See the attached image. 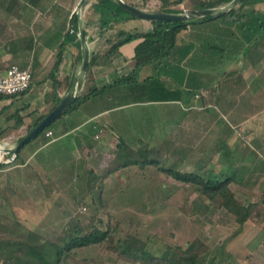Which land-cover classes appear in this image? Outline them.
<instances>
[{"label":"crops","instance_id":"1","mask_svg":"<svg viewBox=\"0 0 264 264\" xmlns=\"http://www.w3.org/2000/svg\"><path fill=\"white\" fill-rule=\"evenodd\" d=\"M75 1L0 0V67L18 63L29 66L33 73L32 86L27 92L15 95L0 93V145H16L31 130L38 115L47 114L56 105V96L62 97L68 91L69 88L64 85L55 88L56 79L50 73L60 44L73 26L70 19L75 13L74 9L64 13L65 16H61V12L67 3L73 4ZM125 1L138 5L145 2ZM191 2L183 0L172 7L181 4L187 9H196ZM150 3L159 4L161 0H150L148 5ZM89 7L86 15H82L84 23L92 20V24L97 25L95 19L99 14L88 11ZM248 17H257L255 28L247 26L250 25L246 21ZM263 19L264 1H260L238 8L235 17L224 20L234 25L246 22L241 27L237 25L236 29L226 27L219 31L218 25H215L216 18L188 24L179 33L178 43L171 53L161 61L143 65L134 82H120L118 79L136 68V48L143 37L123 43L112 56L106 53L110 45L107 41H95L90 45L96 55L90 79L102 90L61 116L51 128L53 135L49 138L47 134L44 135L48 139L44 136L34 137L20 151L19 163L12 165L11 173H8V177L11 176L9 184H0V240L4 242V239L11 237L15 227L31 229L33 225L28 226L26 222L39 220L44 200L41 195L47 201L45 204L52 205L53 197L57 194L55 180L61 178V164H78L79 168H75L77 174L86 171L87 177L90 176V169L93 175L102 174L105 156L110 154L108 159L113 160L118 142L122 139L129 149L152 148L161 151L165 147H174V153L180 156L182 145H178V139L183 137L182 132L189 128L201 132L202 119L207 114H210L211 125L218 124V136L221 138L218 137L217 150L200 159L204 158L208 167L216 172L229 173L223 166L218 170L210 165L214 164L217 156L226 158L227 154L220 153V147H224L235 131L226 120V115L239 106V101L242 102L240 105L250 106L249 96H253V91L246 90L250 93L245 94L247 79H264V38H261L264 27L260 29ZM119 28L150 31L153 21L149 18H130L120 22L117 30ZM96 35L98 40L102 36ZM113 38L117 40L116 33ZM77 57V40L69 38L55 75L58 82L65 81L67 76L74 78L78 73L82 61L79 62ZM213 87L218 89L220 102L205 106L202 90ZM100 129H103V133L97 137ZM168 154L169 150L165 155ZM32 167L33 175L30 174ZM0 174L4 175L3 172ZM66 188L72 189L70 186ZM9 210L11 214H8ZM2 246L0 242V257L5 253Z\"/></svg>","mask_w":264,"mask_h":264},{"label":"rangeland","instance_id":"2","mask_svg":"<svg viewBox=\"0 0 264 264\" xmlns=\"http://www.w3.org/2000/svg\"><path fill=\"white\" fill-rule=\"evenodd\" d=\"M94 1L88 0L83 5L82 15L87 13L86 9L89 6L88 11L94 12L91 5ZM77 5L78 0L73 4L67 3L61 16H65L64 13L67 11L72 12L73 9L75 12ZM157 6L158 3H150L145 8L151 10ZM179 6L184 7L181 4L177 5ZM58 7L62 6L58 4ZM94 13L96 15V12ZM216 19L215 25H218L219 31H223L226 27L236 29L237 25L241 27L246 24L242 22L234 25L231 21L229 24L223 19L220 20L221 18ZM257 20V17H248L246 21L250 25L247 24V26L251 29L255 28ZM66 27L69 28L70 25L67 23ZM118 27L119 23L114 24L113 29L107 31L98 40L96 34L101 35L97 31L98 26L90 25L88 32L95 38L90 41V45H93L95 41L105 40L106 42L109 34L116 31ZM262 28L260 23V29ZM247 81L248 84L244 87V91L249 89L253 91L251 93L253 96H249L250 106L240 105L242 102L239 101V106L232 108L226 115V120L231 123L235 131L228 137L224 147H220V153L227 154L226 158L217 156L214 164L210 165L218 170L223 166L225 171L233 174L237 181H234L231 186L237 196L245 202L255 203L253 214L244 225L241 226L235 215L221 206L219 200L211 201L203 198L189 184L168 176L155 163L147 164L145 167L132 163L114 170L105 177L102 189L96 187L91 194H88L86 200L88 203L79 201L78 192H81V186L84 183L70 190L66 188L73 183L84 182L87 177L86 172L79 171L77 174L75 168H79L78 164L72 166L66 163L61 164L59 166L62 169L59 173L61 178L55 180L57 194L53 197L52 205L45 204L47 201L41 195L44 200L40 207L39 220L26 222L27 225H33L31 229H35L45 237L54 238L66 225H72L77 217L83 224L93 223L99 226H106L108 222L116 225L117 220L120 219L117 223L119 234L124 235L130 221L129 218H132V232L139 231L138 235L147 243L145 247L156 254H161L167 245L186 244L193 237L200 236L211 246L210 257L204 264L208 262L212 264H264V79H247ZM249 93L246 91L245 94ZM218 109L222 108L218 107ZM209 118L210 114L203 116L201 132H194L191 128L182 132L183 137L178 139V145H182L180 156L174 153V147L170 149L165 147L166 149H161V151L152 148L150 151L147 148H132L129 151L124 148L123 155L117 159L114 158V162L108 159L110 154L106 155L102 167L106 170L107 167L115 166L129 156L146 159L159 158L161 164L167 166L173 165L183 170L193 169L194 163L201 156L206 157L218 148L219 126L218 124L211 125L212 121ZM167 150L170 155H165ZM5 156L0 153V159H4ZM17 163H19V158L13 162H5L4 169L0 170V173H4V175L0 174V184L2 183L3 186H6V183L9 184L11 176L8 177V173H11L9 172L13 168L11 166ZM28 163L31 165V162ZM33 170V167L30 168L32 175ZM81 173L83 177L80 176ZM65 182L69 185L65 186ZM100 183L101 180L98 181V184ZM92 195H94L93 198ZM5 207L8 208V205ZM7 212L11 214L10 210ZM124 216L127 219L121 221ZM28 229L29 227L26 226L15 227L13 233L18 234L19 230V237L26 238L25 234ZM115 236L117 238L118 233ZM62 264L142 263L132 262L120 256L114 244L113 247L105 244H90L77 247L74 252L66 253Z\"/></svg>","mask_w":264,"mask_h":264},{"label":"trees","instance_id":"3","mask_svg":"<svg viewBox=\"0 0 264 264\" xmlns=\"http://www.w3.org/2000/svg\"><path fill=\"white\" fill-rule=\"evenodd\" d=\"M149 1L150 0H145L143 4L136 5L145 8L148 6ZM182 1L183 0H161V3H159L155 9L151 10L181 11L180 8L172 7V5ZM229 1L230 0H192L191 4H193V6H191L196 9L214 7L226 4ZM260 1L264 0H241L237 5L232 7L228 12L221 15L219 18L223 20H225V18L231 19L232 17H235L238 8ZM87 2L88 0H86L84 4ZM93 5L94 11L99 14V17L96 18L95 21L98 26L97 31L101 35L111 30L115 23H120L130 18H138V16L132 14L117 0H97L93 3ZM207 19H209L208 15L184 22L168 19H152L153 29L150 31L126 30L119 28L116 32H111L106 38V41L110 44L106 51L109 56L114 55L123 43L143 37V40L136 48V68L131 73L122 76L118 80L120 82L136 81V74L143 65L157 60L161 61L164 57L171 53L173 48L178 43L179 33L184 30L188 24ZM78 20L79 16L76 13H73L70 19V22L73 25L72 29L69 30L68 28L69 31H67L66 37H64L60 44L54 67L50 73L53 79H56L55 88L59 85H64L68 89L73 79L72 77L67 76L65 81L63 80L62 82H58L55 77L63 58L65 44L69 42V38L77 40V59L79 62L82 61L81 40L78 34ZM84 24L87 29L92 24V20H87ZM262 26L264 27V19L262 21ZM87 33L89 34L88 31ZM114 33L117 34V40H114L113 38ZM261 36V38H264V28ZM88 38L89 41H91L94 39V36L89 34ZM95 57V51H91L90 64L86 73L87 78L85 79L84 86L75 102L71 104L65 113L78 108L83 102L94 97L102 90V88L97 87L95 83H92L93 81L90 79L91 67ZM201 96L205 106H209L210 104H219L220 102V95L216 87L203 89ZM60 98L61 96H56L54 103H57ZM65 113L46 126L44 130L41 131L35 138L46 135V132L51 129L56 121ZM45 115V113L39 114L34 123H32L31 129ZM19 122H21V120ZM46 136L49 138L51 135ZM46 136H44V138L48 139ZM31 140H33V138ZM30 141L26 142L19 149L14 159L10 162L15 161L16 158L19 157L20 151ZM124 148L129 149L127 147V143L122 139L118 142V150L115 159L123 155L122 151ZM133 153L134 151L132 154ZM115 159L112 161L114 162ZM132 163H137L140 167H145L147 164L155 163L157 167L168 176H171L175 178V180L184 184H189L192 189L202 195L203 198H207L211 201L219 200L221 206L225 207L229 212L235 215L237 222L241 226L244 225V223L253 214L255 203L250 201L245 202L243 199L239 198L236 191L231 186L234 181H237L236 177L233 176V174L216 172L214 169L209 168L204 158L197 160L194 163L193 169L183 170L173 165L167 166L165 164H161L159 158L146 159L143 157L136 158L127 156L123 161L118 162L117 165L107 167L102 174L93 175V173H91L92 169H90L88 171L90 176L86 177L84 182L67 185L71 188H75L77 185L79 187V184L81 186L84 183V185L81 186V192H78L80 194L79 201L82 203H88V201H86L88 194H91L96 187L102 189L106 176L111 174L114 170H117L122 166H129ZM5 165V162L0 163V168H3ZM80 176L83 177L82 173ZM99 180H101L100 184H98ZM67 185L65 182V186ZM91 197L93 198L94 195ZM126 219L127 218L124 216L121 221ZM101 220L102 219H100V221ZM118 220L117 223L119 222ZM129 220L130 221L126 226V232L124 235L119 234V225L117 223L116 225H111V223L108 222L106 226H99L93 223L83 224L78 217L74 219L72 225H66L54 238L45 237L35 229H28L25 234L26 238L19 237V234L11 233V237L4 239V242L0 240V242L3 243L2 249L5 250L3 256L0 257V260H2V264H62L66 253L74 252L77 247L90 244H105L110 247H113L114 244V246L117 247L120 256L127 258L132 262H141L142 264H204L210 257L211 246L200 236L193 237L186 244L179 243L176 245H167L161 254H156L145 247L147 243L138 235L139 231L132 232L131 226L133 219L129 218ZM117 233L118 237L116 238L115 235ZM211 262H213V259H211ZM208 264L212 263L208 262Z\"/></svg>","mask_w":264,"mask_h":264},{"label":"water","instance_id":"4","mask_svg":"<svg viewBox=\"0 0 264 264\" xmlns=\"http://www.w3.org/2000/svg\"><path fill=\"white\" fill-rule=\"evenodd\" d=\"M85 1L86 0H80L75 9V13L79 16L78 34L81 40V48H82V62L78 73L74 76L68 91L60 98V100L56 103V105L25 136H23L16 145L14 146L0 145V148L4 150L5 153L17 154L19 149L26 142L36 137L41 131L44 130L46 126L52 123L57 117L65 113L66 110L71 106L73 102H75V100L79 96L81 89L83 87V83L85 80V76L91 58L90 41L82 17V7ZM117 1H119L124 7H126L132 14L141 18L168 19V20L184 22L207 15L209 16V18L220 17L221 15L228 12L232 7L237 5L241 0H230L229 2L223 5L214 6V7H204L198 9H190V8L187 9V8L178 7L181 9V11L150 10L140 7L136 4L127 2L125 0H117ZM3 162L5 161L0 159V163Z\"/></svg>","mask_w":264,"mask_h":264},{"label":"built area","instance_id":"5","mask_svg":"<svg viewBox=\"0 0 264 264\" xmlns=\"http://www.w3.org/2000/svg\"><path fill=\"white\" fill-rule=\"evenodd\" d=\"M184 8H186L184 6ZM33 82L32 69L27 66H21L18 63H12L6 68L0 67V93L15 95L21 94L31 88ZM103 133V129H100V133L96 136L99 137ZM47 135H53V130L49 129L46 132ZM5 146V145H4ZM5 162L14 159L16 154L5 153Z\"/></svg>","mask_w":264,"mask_h":264},{"label":"bare ground","instance_id":"6","mask_svg":"<svg viewBox=\"0 0 264 264\" xmlns=\"http://www.w3.org/2000/svg\"><path fill=\"white\" fill-rule=\"evenodd\" d=\"M0 152H5V151L0 148Z\"/></svg>","mask_w":264,"mask_h":264}]
</instances>
